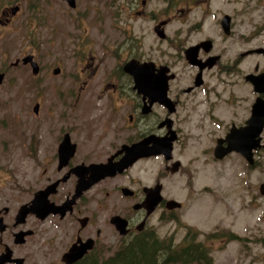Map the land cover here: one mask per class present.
<instances>
[{"label":"flooded vegetation","instance_id":"1","mask_svg":"<svg viewBox=\"0 0 264 264\" xmlns=\"http://www.w3.org/2000/svg\"><path fill=\"white\" fill-rule=\"evenodd\" d=\"M60 1L67 6L60 11L68 14L73 29L59 27L50 41L57 46L56 65L46 64L42 41H32V47L9 64L28 70L30 78L41 77L32 90L36 98L27 111L23 136L31 193L18 208L46 190L48 203L68 206L77 185L90 182L89 166L128 163L122 171L90 183L63 215L50 212L41 218L29 213L24 223L15 224L18 208L14 213L9 203L3 204L0 217L5 230L4 217L14 215L12 242L15 232L31 230V236L41 227L46 250L52 249L54 241H63L61 264H66L62 256L70 246L86 241H91V247L71 264L108 256L112 243L116 250L146 230L158 234V225L165 220L177 222L184 202L176 200L168 182L181 174L186 189L192 188L199 161L203 167L208 161L216 164L219 174L227 167H234L235 175L241 177L263 170L264 125L254 137V104L264 105V66L255 64L251 70L238 66L240 58L264 54L263 48L256 51L252 45L253 33L239 34L238 26L247 22V7L226 12L219 7L221 1L216 7L217 0H163L160 8L159 0H74L73 7ZM22 11L20 4H6L0 8V25L18 21ZM31 18L37 24L30 23ZM25 19L33 37L47 26L40 13ZM237 45L243 48L240 58L226 61L222 49ZM28 56L31 60L24 63ZM31 61L37 73L32 72ZM178 65L184 69L182 75ZM1 67L5 79L7 67ZM49 71L64 80L60 88L45 89L42 77ZM144 79L165 81V87L161 83L154 89L149 81L144 87ZM46 95L54 97L50 105L39 100ZM241 139L248 143L240 146L242 151L235 148ZM262 183L264 178L256 184L260 198H264ZM148 195L150 202L157 200L150 212L144 205ZM170 200L180 205L169 209ZM114 216L123 219L121 229L112 223ZM166 236L179 243L173 233ZM6 245L0 237V246ZM19 246L13 244L12 257L22 258L24 264L25 257L16 251Z\"/></svg>","mask_w":264,"mask_h":264},{"label":"rangeland","instance_id":"2","mask_svg":"<svg viewBox=\"0 0 264 264\" xmlns=\"http://www.w3.org/2000/svg\"><path fill=\"white\" fill-rule=\"evenodd\" d=\"M220 1L221 5H219ZM225 1L217 0L216 7L219 5L222 11L226 12L231 7L239 11L247 7L248 13L244 17L247 22L238 26L241 29L239 34L253 33L254 48L264 49L263 0H233V2L227 0L228 4ZM9 3L12 6L20 4L23 11L17 16L18 21L8 27L0 25V68L3 65L7 67L5 79L0 86V207L9 203L15 213L18 206L31 193L29 185L26 184V174L31 172V168L28 166V158L24 155L23 136L28 118L27 111L36 98L32 90L34 85L40 82L41 77L30 78L31 73L28 70L10 67L9 64L29 49L28 46L32 47V41L35 43L42 41L44 52L46 50V64L55 66V59L59 55L57 46L50 41L53 40L59 27L68 32L73 28L68 14L60 11L67 7L60 0H29L28 3L31 5L29 11L25 8L26 0H0V8ZM34 3L38 4L36 8H32ZM162 4L163 0H159L158 7L160 8ZM35 13H40L42 17L45 15L47 26L38 29L33 37L28 25L25 24V18ZM30 23L37 24L32 18ZM242 51L241 45L235 46L234 49L225 47L222 49V52L226 53L225 60L230 63L235 62V58H240L238 52ZM255 64L259 67L264 66V54L255 52L240 58L238 66L251 70ZM176 67L182 75L183 67L181 65ZM42 79L47 90L60 88L62 81L64 84L61 76L54 77L50 71L45 73ZM29 89L31 92H28ZM39 100L45 105H50L54 97L46 95ZM203 165L202 161L198 162L200 169H197L199 172L195 178H192V188L190 187L189 190L186 189L181 174L175 175L168 182V189L174 193L176 200L183 201L184 205L177 213V222L170 223L165 220L158 225V235L164 237L173 233L175 242H180L187 230L192 229L199 232L197 239L204 241L210 248L212 264H264V198L257 195L256 189V184L264 178V166L261 167L263 170L256 169L250 176L241 177L235 175L234 167H227L222 174H219L216 172L218 170L216 164L208 161L204 167ZM242 178H245L243 182ZM250 192L254 195L253 198ZM13 216L4 217L8 229L3 233L0 232V237L4 243L9 244L6 246L10 249L15 244L11 239L12 233L10 234L15 230L11 227ZM26 225L20 228H25ZM50 232L57 234L55 231ZM205 233H214L216 236L206 240ZM43 237L44 233L40 227L36 233L26 237V241L19 246V249L17 248L18 256L25 257L24 264H61L62 248L60 247L63 241L60 240L59 243L54 241L52 249L48 251ZM114 239L112 237V241ZM114 248L112 243L110 253ZM3 251V247L0 246V254Z\"/></svg>","mask_w":264,"mask_h":264},{"label":"water","instance_id":"3","mask_svg":"<svg viewBox=\"0 0 264 264\" xmlns=\"http://www.w3.org/2000/svg\"><path fill=\"white\" fill-rule=\"evenodd\" d=\"M68 2V4L73 7L74 5V0H65ZM17 10V8L13 9V12H15ZM227 19V17L225 18ZM224 19V20H225ZM256 51H261L260 49L256 50ZM29 60H31V56L25 57L23 58V62L26 63ZM32 64V72L33 73H37V68H36V63L31 61ZM136 68V67H135ZM147 69H143V72H146ZM54 73H57V70L55 69L53 71ZM134 73H136V70L134 69ZM4 79V73L0 72V84L2 83ZM149 81L151 85L154 86L155 84V88H160L162 87L161 85V81L159 80L158 83L155 82L154 79H150V80H142L143 86L145 87V83ZM165 81L163 84V86L165 87ZM158 85V86H156ZM254 137H256L260 131L262 130V127L264 125V105H262L260 102H256L254 104ZM256 141V140H255ZM258 141V140H257ZM257 141H256V146H257ZM231 142V141H230ZM245 141H243L242 139L240 140L239 144H237V147L240 151H242V148L240 146H244L248 143H244ZM248 142V141H247ZM243 144V145H242ZM252 145V144H251ZM234 147H232L233 149ZM247 148V147H246ZM248 148H251L250 146V142H249V146ZM237 149V150H238ZM244 154V153H243ZM246 155V154H245ZM250 156V155H249ZM128 162H124V161H119L116 163H111V162H107V163H99V164H92L91 166H89V170L91 172V180L89 183L86 184H78L77 188L75 190V193L72 197V199H70L68 202V206L64 203L62 205L59 206H54L51 203H48L47 200V196L50 193L49 190L46 191H42V192H38L35 193L31 203L28 204H23L19 207L16 216H15V224H22L25 222L26 216L29 213H34L36 215H38L39 217L43 218L45 217L48 213L53 212V213H57L60 212L61 215L65 214L66 211H69L70 209H72V204L75 201V198L84 190L88 187V185L94 181H97L98 179L106 176V175H113L117 172L122 171L126 166H127ZM55 186V185H53ZM52 191H54V189H52ZM260 193L264 195V183H262L260 185ZM149 196V195H148ZM150 196L147 198V201L144 203L145 207H147L148 212L152 211V209H154L157 200H155V202H150L151 200L149 199ZM180 205V203L176 202L175 200H170L169 201V209H173L175 207H178ZM52 206V207H51ZM6 210V209H5ZM121 220L123 221V219H121L119 216H114L112 217L111 221L112 223L116 224L118 228L121 229ZM124 225V223H123ZM6 228L5 223L3 222L2 217H0V232H3ZM126 230H122V233L124 234ZM32 233L31 230H21V231H17L14 233V240L13 242L15 244H22L26 241V236L30 235ZM91 247V241H86L84 243H82V245L77 246L75 244H73L72 246H70V248L63 254L62 259L66 264H71L75 261H77L78 259H80L82 257V255L85 253V251L87 249H89ZM15 262L16 264H22L23 263V259L22 258H13L12 257V250L10 248H8V246H6L4 248V251L0 254V264H5L7 262Z\"/></svg>","mask_w":264,"mask_h":264},{"label":"trees","instance_id":"4","mask_svg":"<svg viewBox=\"0 0 264 264\" xmlns=\"http://www.w3.org/2000/svg\"><path fill=\"white\" fill-rule=\"evenodd\" d=\"M189 229L179 243L146 230L138 238L122 243L108 256L86 257L77 264H212L210 248ZM216 235L208 233L206 240ZM232 237H235L232 235Z\"/></svg>","mask_w":264,"mask_h":264}]
</instances>
